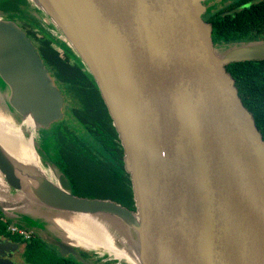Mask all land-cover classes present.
<instances>
[{
	"label": "water",
	"instance_id": "95a60500",
	"mask_svg": "<svg viewBox=\"0 0 264 264\" xmlns=\"http://www.w3.org/2000/svg\"><path fill=\"white\" fill-rule=\"evenodd\" d=\"M30 1L96 83L124 151L136 212L72 195L61 172L55 183L44 171L54 165L36 145V167L0 148V180L19 193L0 196L2 216L20 223L24 214L13 211L60 213L58 230L41 224L30 231L85 264L58 219L91 218L98 227L87 231L112 235L134 264H264V140L226 69L264 60V40L216 47L203 18L206 0ZM0 81L13 126L25 130L28 117L47 130L62 119L63 95L35 44L3 13Z\"/></svg>",
	"mask_w": 264,
	"mask_h": 264
},
{
	"label": "trees",
	"instance_id": "16d2710c",
	"mask_svg": "<svg viewBox=\"0 0 264 264\" xmlns=\"http://www.w3.org/2000/svg\"><path fill=\"white\" fill-rule=\"evenodd\" d=\"M7 11L11 12L4 14L6 19L19 18L29 23L31 28L26 34L35 44L50 76L73 92L71 99L79 106L75 114L85 124L87 138L76 133L71 124L66 128L54 125L45 142L47 145L55 142V157L48 149L43 151L52 163L59 164L73 187L82 185L81 190H75V196L110 200L136 212L130 175L124 166V151L92 76L27 0H0V13ZM205 20L212 26L214 45L223 50L235 43L264 40V0H239L213 12ZM226 69L264 140V60L235 62ZM6 226L4 223L3 228ZM42 243L36 240L27 245L30 260L36 264H55L54 256L46 260Z\"/></svg>",
	"mask_w": 264,
	"mask_h": 264
},
{
	"label": "flooded vegetation",
	"instance_id": "af4514ba",
	"mask_svg": "<svg viewBox=\"0 0 264 264\" xmlns=\"http://www.w3.org/2000/svg\"><path fill=\"white\" fill-rule=\"evenodd\" d=\"M238 1H235L232 4H235ZM229 4H231V3H229ZM229 4H227V5H229ZM205 5L207 6V8H206V12L203 16L204 19H206V14L210 13L208 10V7L209 8L211 7V6L207 5V2H205ZM215 11H217V10H214L213 12H215ZM213 12H211V14H213ZM53 81H55V86L59 90H60V86L64 87V84L62 82L56 80V78H55V80L53 79ZM61 93H62V91H61ZM62 95L64 98V104H63V109H62L63 117L60 121L56 122L55 125L60 124L59 126L61 128H63V126H65V128H66V126H69V124H70L69 122H67L68 118H70V120L72 122H74V124H72V129L75 128L76 133L78 132V134H80L84 138H87L85 127H84L85 124H83L75 114V110L78 109L79 106L78 105L76 106L77 103H74L73 99L66 98L63 93H62ZM55 160H56V158H55ZM58 165L59 164H57V162L55 161V172H56V169L59 172H61L60 167ZM56 181H57V177L55 174V183H56ZM67 181H69V184L72 185V182L69 179H67ZM70 193L72 194V192H70ZM72 195H74V194H72ZM0 196L6 197V195H4L3 190L2 191L0 190ZM4 223L7 225L6 230L2 227V226H4ZM11 225H13L12 222L9 221L8 219L4 218L2 216V214L0 213V258L1 259L6 260V261L10 262L11 264H36L35 262L30 260L28 253L25 254V255H28V257L24 256V251L27 252V245L30 242L36 241V240H41L43 242L41 247H43L47 252L51 251L55 255L54 256L55 257V264H85L71 254L62 255L61 251L58 248H56L53 245L43 241L40 238H38V236H36L34 234V232H31L25 226L19 227L18 225H15V227L18 228L19 230H22V231L28 233V238H25L24 236L20 235L18 232H12L10 230ZM12 235L18 236L20 238V240L18 238H17V240L12 239V237H11ZM64 240H65V238H64ZM72 247H74L77 254L80 257H82L89 264H134L131 260L120 259V256L117 255L116 253H114L110 248L109 249L112 251L111 256L109 254L105 253L104 249H100V248H94V247L85 246L82 244H74V245H72ZM105 247H107V246H105ZM48 255L53 256L52 254H48Z\"/></svg>",
	"mask_w": 264,
	"mask_h": 264
},
{
	"label": "rangeland",
	"instance_id": "374dc122",
	"mask_svg": "<svg viewBox=\"0 0 264 264\" xmlns=\"http://www.w3.org/2000/svg\"><path fill=\"white\" fill-rule=\"evenodd\" d=\"M29 3H32L30 0H27ZM235 1H238V0H206L205 2H207V5H209V6H211L210 8L208 7V10H209V12L210 13H208V14H206V17H208V16H210L211 15V12H213L214 10H219V9H221V8H224L227 4H229V3H234ZM11 11H7V12H4L3 14H9ZM42 12H39L38 13V15L39 16H41L47 23H49V20H47L48 18L43 14ZM26 16H28V15H26ZM18 25H19V27L21 28V29H23V31H25V32H27V30H30V26H29V23L27 24L26 22H25V20L24 19H19V18H16V21H15ZM52 32L54 33V34H56L57 33V31L56 30H54L53 28H52ZM31 39V38H30ZM59 39L60 40H62L63 39V37L62 36H59ZM32 40V39H31ZM54 84H55V81H54ZM1 90H3L4 92H6V86L0 81V93H4V92H2ZM60 90L62 91V93L64 94V96L66 97V98H68V97H70V98H72L73 97V92L71 91V90H69V89H66L65 87H63V86H60ZM5 94V93H4ZM6 107H5V103H4V101H3V98H0V120H6L8 123H9V125H11V126H13L12 124H11V121L8 119V117L6 116ZM67 122H69L71 125L72 124H74V122H72L71 120H70V118H68V121ZM55 125V123L53 124V125H51L47 130L46 129H41V130H39V129H37V127L36 128H34V131H33V139H34V141H35V143L36 144H34V149H35V147H36V145L37 146H39V147H41L42 149H45V151L48 149V151H50V153L52 154L51 156L52 157H55V142H53V143H51V144H48L47 145V143L45 142V139H46V135H48L49 134V132H50V129L53 127ZM17 133H20V132H23V134L25 135V130H22V128H17V127H15V126H13L12 127ZM19 129H20V131H19ZM12 131V130H11ZM46 136V137H45ZM89 138V140H91V137H88ZM36 159V158H35ZM36 160H38V159H36ZM51 161V160H50ZM51 164H53L54 166H52V167H50V168H48V169H45L44 171L47 173V175L48 176H50V177H53V179H55V163H52V161H51ZM41 167V166H40ZM85 166H81V168H84ZM65 177H66V175L64 174V173H62ZM88 175H89V173H88ZM91 175V174H90ZM58 176V175H57ZM66 179H68L67 177H66ZM84 181V175H82V178H81V182H83ZM98 182H103L101 179H98L97 180ZM0 182L2 183V185H1V187H2V189H3V191H4V195H8V194H10L11 196H12V198H14V199H17L18 198V196H19V193H17V192H13L11 189H9V188H7V186H5V184L2 182V180H0ZM68 182V185H69V190H70V192H72V194H74L75 193V190L77 191V190H81V188H82V185H80V187H73V185H70L69 184V181H67ZM9 196V195H8ZM3 197V196H2ZM32 209H34V212H36L37 211V213L36 214H34V213H30V215L32 216V217H35V218H32V217H30V215H27V214H29L28 212H19V213H16L17 211H13L12 212V214H24V216H22V219L20 220V223L18 222V223H12L14 226L15 225H18L19 227L21 226V227H23L24 225H25V223L27 224V226L26 227H28L27 229H29V230H31V228H30V226L31 227H38V225H45V226H47V227H49L51 230H53L54 231V229H56V230H58L57 229V225H56V222H55V219H57V217H60L61 216V214L60 213H58V212H54V211H48V210H46V209H42L41 207H34V208H32ZM63 217V216H62ZM68 219H69V221H68V223L69 224H71L72 226H73V224H74V219H76V218H74V217H72L71 215H69V217H68ZM10 221V220H9ZM109 227H113L112 225H108ZM3 227V226H2ZM6 229H7V227H6ZM5 229V230H6ZM55 232H57V231H55ZM59 233V232H58ZM12 237V239H14V240H17V238L20 240V238L18 237V236H16V235H12L11 236ZM117 238L119 237V236H116ZM68 238V237H67ZM118 242V246H121V244H120V242L119 241H117ZM42 250L44 251V252H42L43 254H44V256L46 257V260L47 259H49L50 258V256L51 255H48V254H52L53 256H55L51 251H49V252H47L44 248H42ZM26 253H28V255H29V252H28V250H27V252L26 251H24V256H27L28 257V255H25Z\"/></svg>",
	"mask_w": 264,
	"mask_h": 264
},
{
	"label": "bare ground",
	"instance_id": "6f19581e",
	"mask_svg": "<svg viewBox=\"0 0 264 264\" xmlns=\"http://www.w3.org/2000/svg\"><path fill=\"white\" fill-rule=\"evenodd\" d=\"M43 15V14H42ZM44 18V17H43ZM48 20V19H47ZM22 124L24 125L25 130L31 131L33 133L35 125L33 122L26 117ZM13 126L9 125L6 120H0V148L1 150L14 162L20 164L24 167H36V161L32 157H36L33 152V134L30 137H25L23 132L17 133L13 128ZM12 130V131H11ZM20 131V130H19ZM32 155V157H31ZM33 160V161H32ZM36 166H35V165ZM2 183L0 182V190ZM22 210L28 211L27 207H20ZM79 227L74 228L69 225L66 221L63 222L61 219L57 220V223L63 227V229L67 232L68 237L71 240L78 241L77 244H82L85 246H90L94 248L104 249L105 253L112 255V251L120 256V259H127L130 256L124 252L120 251L116 247L113 246V236L105 235L100 233H95L92 235L89 233L88 227H94L96 229L97 224L94 220L89 217L82 216L76 219ZM98 232V231H97ZM101 237V238H99ZM104 246H103V245ZM107 246V247H105ZM112 250H110V249ZM110 250V251H109Z\"/></svg>",
	"mask_w": 264,
	"mask_h": 264
},
{
	"label": "built area",
	"instance_id": "2783aa9c",
	"mask_svg": "<svg viewBox=\"0 0 264 264\" xmlns=\"http://www.w3.org/2000/svg\"><path fill=\"white\" fill-rule=\"evenodd\" d=\"M10 230L12 232H18L20 235L24 236L25 238H28V233L22 231V230H19L18 228H16L14 225H11L10 226Z\"/></svg>",
	"mask_w": 264,
	"mask_h": 264
}]
</instances>
